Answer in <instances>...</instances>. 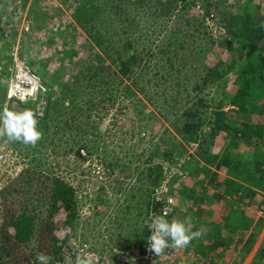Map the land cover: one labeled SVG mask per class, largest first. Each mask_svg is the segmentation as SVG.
I'll list each match as a JSON object with an SVG mask.
<instances>
[{
    "label": "rangeland",
    "instance_id": "rangeland-1",
    "mask_svg": "<svg viewBox=\"0 0 264 264\" xmlns=\"http://www.w3.org/2000/svg\"><path fill=\"white\" fill-rule=\"evenodd\" d=\"M83 1L86 10L83 11L84 16L95 14L93 17L104 22L111 15V25L105 22L109 28L119 24L117 13L105 15L97 11L99 7L93 6L99 2L104 8L103 0ZM187 1L191 3L189 11L192 17L202 23L200 28L217 39L212 51H209L210 62H217L220 66L234 63V67L227 73L225 88L217 83L207 86L204 92L208 101V106L204 108L207 121L196 137L185 138L165 118L163 124L154 118L145 125V120H141L143 114H139L133 106L125 108L118 100H111L110 91H103V88L88 94V97H92L91 102L87 98L78 99L80 96L77 99L66 98L64 103L58 99L49 120L43 127L38 123L42 138L35 146L11 142L6 137L0 138L1 204L3 195L22 199L28 186L26 182L42 171V168H47L48 173L65 176L75 186L79 218L71 233V251L66 252L63 264H76L79 255L72 247L79 244L88 246L80 256L91 259L92 264H103V260L107 264H122L120 255L123 252L126 259L139 256L147 241L146 238L141 243V238L146 231L150 233L151 203H163L168 196L174 197L173 209L176 207L175 211L183 215L185 213V223L203 235L225 222L232 207L244 210L250 216L248 226L240 229L239 223L234 220H231L233 226L226 223L228 225L223 227L222 233L227 236L233 234L234 238L229 247L215 253L216 259L218 264H264V220L257 227L259 216L264 215L260 203L264 190L254 187L252 183L240 181L244 182V186L257 188L253 199L246 195L247 190L233 194L223 190L222 196L218 198L214 194L217 189L212 188L208 182L211 176L208 169L211 172L215 170L221 181L232 176L226 167L218 165L219 157L215 156L219 151L233 148L245 159H252L255 152L264 151L263 147L246 142L238 134L236 136L234 131L223 128L210 132V120L215 118L214 110L220 99L226 111V120L258 121L264 118L263 114L242 109L237 102L232 101L239 87L236 72L242 65L239 59L242 50L220 41L232 38L233 44L238 45L237 36H233L227 27L231 13L241 11V22L245 17L244 11L249 10L250 18L256 19L264 30V0H213L216 4L208 6L207 0ZM76 7V0H0V111L4 106L14 111H23L33 109L35 105L33 102L24 104L16 98L8 97L12 57L16 51L20 56H27L38 44H45L40 47L44 49L45 60L38 62L33 57L37 65H47L41 75L54 96H59L60 90V96H63L61 86L65 81L72 86L76 85L72 79L76 71V60L79 56L90 60V48L94 44L89 30L76 18ZM45 20V25H40ZM65 33L67 35L63 37ZM25 39L28 41L26 44ZM262 53L264 59V51ZM109 59L113 68L119 71L122 60L118 57ZM143 68L140 65V69ZM87 85L83 86L85 91L89 89ZM170 114L172 119L176 118L175 112ZM166 127L169 129L165 130ZM162 133L165 138L163 140L160 139ZM173 138L174 142L179 143L174 160L166 149ZM81 142L86 145H81ZM106 151L109 155H105ZM158 162L163 163L162 172L150 173ZM158 175L160 177L154 181ZM189 190H194L190 194L204 196L201 210L188 197ZM252 232L253 239L244 248ZM209 238L207 236L206 240ZM170 248L169 253L154 256V264H202L204 257H201L204 255L196 252V249ZM50 253L47 255L48 264L54 258Z\"/></svg>",
    "mask_w": 264,
    "mask_h": 264
},
{
    "label": "trees",
    "instance_id": "trees-1",
    "mask_svg": "<svg viewBox=\"0 0 264 264\" xmlns=\"http://www.w3.org/2000/svg\"><path fill=\"white\" fill-rule=\"evenodd\" d=\"M103 1L104 8L99 2L93 6L99 7L97 11L105 15L117 13L119 24L112 29L109 28L105 22L109 23L113 20L111 15L104 19V22H99L98 17H93L95 14L91 17L84 16L83 11H86L84 1L76 0L77 7L74 11L77 12L76 18L89 30L94 40L90 48V60H86L85 56L77 58L76 71L72 77L76 85L72 86L66 81L64 85L62 83L63 96H60L61 90L59 97L53 95L51 88L48 89L47 112L39 118V125L43 127L49 120L59 100L64 103L66 98L77 99L80 96L78 99L87 98V101L91 102L92 97H88V94L104 88L103 91H110L111 100H118L125 108L133 106L139 114H143L141 120H145V125L154 118L162 121L161 124H163L165 123L163 118H165L185 138L196 137L207 121V117L204 116V108L208 106L204 94L207 86L210 83H217L224 85L225 88L227 73L234 67V63L220 66L217 62H210L209 51H212V46L217 43V39L207 30L200 28L202 23L192 17L189 11L191 3L187 0ZM206 4L208 6L216 3L213 0H207ZM244 13L245 17L241 22L239 21L243 15L241 11L231 13L227 21L229 32L237 36L238 45L233 44L232 38H224L220 41L242 50L239 56L242 65L236 72L239 87L233 94L232 101L237 102L242 109H251L253 112L264 115V59L262 56L264 30L261 24H257L256 19L250 18L249 10H245ZM44 22L46 20L40 22V25H45ZM66 33L63 37H66ZM258 50L260 52L255 54ZM79 54L81 55L80 51ZM114 57L122 60L119 71L114 69L110 62L109 58ZM140 65L144 66L142 70ZM85 84H88V91L83 89ZM83 92L86 95L82 94ZM223 92L226 94L225 89ZM170 112H175L176 118L172 119ZM214 115L215 118L210 120V132L228 129L234 131L236 136L238 134L243 137L246 142L264 149V118L258 121L226 120L222 99L218 102ZM160 139H165L164 133L161 134ZM174 140L175 138L166 148L167 154L173 157L172 160L179 147V143ZM81 145L86 144L81 142ZM105 155L109 153L106 151ZM217 157H219L218 165L226 167L228 173L232 175L230 177L236 176L227 177L221 181L217 178L218 173L215 170L211 172V169H208L211 173L208 182L212 188L217 189L214 194L218 198L222 196L223 190L231 194L247 190L246 195H250L251 199L254 198L257 188L264 190V151L255 152L252 159H245L242 158L241 153L228 148L219 151L215 158ZM162 168L163 163L158 162L150 173L155 171L160 174ZM158 177L160 175L155 176L154 181ZM240 181L252 183L257 188L244 186V182ZM26 183L28 186L24 190L22 199L17 200L3 195V203H0V264H39L37 256L41 253H46L44 255L47 256L49 252L53 254L51 256L54 257H52L54 262L57 259H63L64 254L71 251L73 242L71 233L79 218L75 186L65 176L48 173L47 168H42V171L33 175ZM192 191L194 190H189L188 197L195 204L197 203L198 209L201 210L202 206L199 202L204 199V196L190 194ZM260 203L264 210V197ZM151 205L159 209L162 203L156 201V204L152 202ZM190 207L192 208L193 205ZM175 210L176 207L169 214V219H166L185 222L183 219L185 213L183 215ZM249 218L250 216L244 210L232 207L225 222H221L207 235L201 233L186 249L194 248L196 252L203 253L202 264H218L215 253L222 252L224 247H229L234 238L233 234L224 235L223 227L228 225L226 223H229L228 226H233L231 220H234L239 223L238 228L243 229L248 226ZM263 220L264 215H260L257 227ZM232 228L234 230L235 226ZM191 230L197 232L193 227ZM147 234L146 231L141 238V243L146 241ZM207 236H210L209 240H206ZM253 236L252 232L244 248L252 241ZM262 253H264V247Z\"/></svg>",
    "mask_w": 264,
    "mask_h": 264
},
{
    "label": "clouds",
    "instance_id": "clouds-1",
    "mask_svg": "<svg viewBox=\"0 0 264 264\" xmlns=\"http://www.w3.org/2000/svg\"><path fill=\"white\" fill-rule=\"evenodd\" d=\"M22 57L27 60L23 54ZM20 99L21 102H26L23 97ZM38 123L37 114L34 110L14 111L4 106L0 111V138L6 137L11 142L35 146L42 138ZM149 227L150 235L147 237V250L156 255L168 248L169 242L175 248H184L193 239L201 235L200 232H193L190 224L176 219L169 221L162 215H154ZM37 260L40 261V264H48V257L43 253L37 256ZM76 264H92V261L89 258L78 256Z\"/></svg>",
    "mask_w": 264,
    "mask_h": 264
},
{
    "label": "built area",
    "instance_id": "built-area-1",
    "mask_svg": "<svg viewBox=\"0 0 264 264\" xmlns=\"http://www.w3.org/2000/svg\"><path fill=\"white\" fill-rule=\"evenodd\" d=\"M11 66V77L8 87V97L9 98H16L21 101L20 97H23L24 100L28 103H34L33 106L34 111L37 114V117H43L47 112L48 106V95L47 91L48 88L45 84V80L41 73L36 71L29 62L19 55L18 51L14 52L13 54V61ZM25 103V102H24ZM175 204V200L173 196H168L159 209L151 208L150 210V218L154 215H162L167 218L171 211L173 210V206ZM151 224V222H150ZM150 233L148 234V236ZM147 236V237H148ZM87 245L79 244L75 247L73 246V250L76 254L80 256L83 252L86 251ZM169 246L163 252L169 253L171 248ZM174 248V247H173ZM143 253L139 256H133L132 258H124L125 253L123 252L120 256L122 257L121 263L122 264H154L153 259L154 256H160L163 252L159 255H156L152 252L147 250V241L143 244ZM67 254V253H66ZM64 255L63 259H57L51 264H63L64 259L66 257ZM103 260V264H107V261Z\"/></svg>",
    "mask_w": 264,
    "mask_h": 264
},
{
    "label": "crops",
    "instance_id": "crops-1",
    "mask_svg": "<svg viewBox=\"0 0 264 264\" xmlns=\"http://www.w3.org/2000/svg\"><path fill=\"white\" fill-rule=\"evenodd\" d=\"M27 37V36H26ZM24 43H28V41L25 39ZM32 44H35V42H33ZM31 44V45H32ZM45 44H38V47L37 48H34L33 50L30 51V55L28 54L27 56H25L26 58H28L27 60L32 63L33 65V68L38 71L39 73L43 74L44 73V67L47 66V65H44V67L42 65H37V63L34 62L35 58L38 60V62L42 61V60H45V57H44V49H41L40 47L41 46H44ZM51 49V48H50ZM27 52V51H26ZM24 53V52H23ZM34 55V57H33ZM53 56V55H52ZM37 66H40L39 69L36 68ZM41 69V70H40ZM46 70V69H45ZM43 72V73H42ZM205 198L203 200H200V205L202 206L203 203L202 201H204Z\"/></svg>",
    "mask_w": 264,
    "mask_h": 264
}]
</instances>
